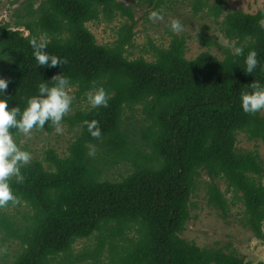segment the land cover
Wrapping results in <instances>:
<instances>
[{"label":"trees","instance_id":"16d2710c","mask_svg":"<svg viewBox=\"0 0 264 264\" xmlns=\"http://www.w3.org/2000/svg\"><path fill=\"white\" fill-rule=\"evenodd\" d=\"M24 1L30 18L15 24L27 35L0 24V78L9 81L4 90L9 106L23 109L41 80L52 84L57 72L75 87L76 98L102 86L108 104L76 110L67 118L76 134L66 154L46 147L21 167L22 183L10 179L19 202L0 206V239L16 241L17 250L3 264H250L233 251L199 247L180 234L201 184L207 204L223 217L233 205L225 197L231 193L242 205L245 227L264 238V165L256 149L236 148L239 133L264 144L262 110L249 114L240 106V94L251 90L253 80L264 83V12L227 11L222 0H191L194 15L222 16L219 32L243 48L242 54L201 33L202 46L221 48L223 57L207 50L187 60L186 37L169 32L166 47L149 41L152 60H147L125 55L135 23L121 2L38 0L33 7L35 0ZM145 1L154 10L165 6V0ZM115 11L129 23L111 45L97 44L85 24L99 17L109 21ZM33 38L67 62L37 65L29 44ZM250 49L256 50L258 64L246 73ZM92 119L100 138L82 123ZM10 131L19 140L21 133ZM118 163L125 174L109 180L108 170ZM93 235L92 247L73 251L78 240Z\"/></svg>","mask_w":264,"mask_h":264},{"label":"rangeland","instance_id":"374dc122","mask_svg":"<svg viewBox=\"0 0 264 264\" xmlns=\"http://www.w3.org/2000/svg\"><path fill=\"white\" fill-rule=\"evenodd\" d=\"M124 6L130 7L135 23L132 31L134 37L132 47L127 48L129 59L143 56L147 60H152L149 50V41L157 47H166L170 41V34L184 35L186 37V48L184 57L187 60L195 58L199 53L207 51L221 59L223 53L221 48L216 46L204 47L201 44L199 35L205 34L207 38H213V42L230 50H233V41L226 39L218 30L217 20L208 16L205 12L193 14L191 11V0H165V6L162 9L154 10V5H148L145 0H116ZM216 0H210L212 3ZM38 0L33 2V7H37ZM225 10H240L244 13L253 14L257 11L264 12V0H222ZM24 0H0V24L7 23L13 30L20 31L22 35H27L28 30L23 25H16L15 22H25L27 16ZM156 11L159 18H150V13ZM98 21H92L85 24L87 29L94 36L99 45H111L117 38V33L124 23H129L125 15L114 12L111 20L105 21L99 17ZM179 19L183 24V30L180 33L171 31L169 22L171 19ZM75 87H69L68 92L72 96L70 110L63 116L59 125L61 130L56 131L57 125L48 121L42 129L33 128L30 134H20L17 144L29 151L31 159L39 155L42 149L51 147L61 156L66 154L67 145L74 139L76 128L69 126L67 118L76 110L90 108L86 98L75 97ZM264 117V110L261 111ZM48 128L50 130L48 131ZM49 132V133H48ZM236 148L241 152L256 149L264 165V144L260 141H249L243 133L237 135ZM125 174V168L121 163L111 167L107 172L109 180H119ZM201 180L207 181V177L202 175ZM219 189L224 192L225 183L221 180L216 182ZM228 201H232L229 211L223 217L218 210L209 206L206 202L203 186L200 184L196 195L190 199L189 219L180 237L188 242H192L199 247L221 248L225 252L233 251L237 256L244 258L250 264H264V238H256L252 232L245 227L242 218V205L232 200L231 193H226ZM235 203V204H234ZM264 234V226L262 227ZM96 235V234H95ZM1 237V234H0ZM96 242L93 235L89 239H80L74 246L76 253L83 247H92ZM17 250V242H4L0 239V264L11 259L14 251ZM5 253L7 256H5ZM90 261L82 263L89 264Z\"/></svg>","mask_w":264,"mask_h":264},{"label":"clouds","instance_id":"9594fccd","mask_svg":"<svg viewBox=\"0 0 264 264\" xmlns=\"http://www.w3.org/2000/svg\"><path fill=\"white\" fill-rule=\"evenodd\" d=\"M152 17L159 18V13L151 12L150 18ZM260 23L264 24V19ZM169 27L175 33L183 30V24L175 18L170 20ZM29 44L33 49L37 65L41 67H54L67 62L62 57L44 51L46 44L41 40L33 38ZM233 51L239 56L243 48L233 46ZM257 64V52L255 49H250L244 57V71L252 73ZM49 80L54 83L48 84L45 80H41L37 85V94L29 96L25 107L21 109L16 105L9 106V100L4 94L9 81L0 78V97H3L0 98V206L8 203L15 205L19 202V197L12 190L9 181L14 177L17 183L23 182L21 167L28 164L32 155L17 144L10 129L14 128L18 133L27 135L33 128L42 129L46 122L51 121L52 124L57 125L56 131L59 132L62 118L70 110L72 96L68 92V78L57 72ZM249 88L250 91L240 94L241 109L249 114L264 110V83L260 80H253ZM87 101L91 108L106 107L108 94L102 86H98L87 95ZM82 123L92 137H101V129L97 120H84ZM94 152L95 146L90 145L88 154L93 155Z\"/></svg>","mask_w":264,"mask_h":264}]
</instances>
